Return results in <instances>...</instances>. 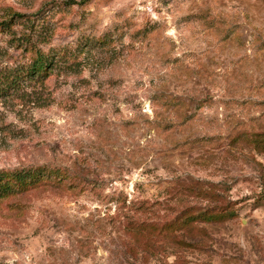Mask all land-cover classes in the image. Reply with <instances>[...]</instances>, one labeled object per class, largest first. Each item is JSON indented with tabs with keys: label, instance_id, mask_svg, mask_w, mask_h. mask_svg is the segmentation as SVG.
<instances>
[{
	"label": "rangeland",
	"instance_id": "rangeland-1",
	"mask_svg": "<svg viewBox=\"0 0 264 264\" xmlns=\"http://www.w3.org/2000/svg\"><path fill=\"white\" fill-rule=\"evenodd\" d=\"M41 54L0 171L69 179L0 200V264H264V0H0V82Z\"/></svg>",
	"mask_w": 264,
	"mask_h": 264
},
{
	"label": "trees",
	"instance_id": "trees-1",
	"mask_svg": "<svg viewBox=\"0 0 264 264\" xmlns=\"http://www.w3.org/2000/svg\"><path fill=\"white\" fill-rule=\"evenodd\" d=\"M45 41L44 39L43 42ZM55 57L58 58V61L62 59L59 55L55 54H41L33 62V65L29 66L26 73L20 71L17 76H8L7 79L0 82V95L7 94L4 91L5 89L10 90L15 88L19 84L20 79L27 78L31 81H40L47 73L50 65L55 62ZM251 142L260 148H264V139H260V135H257ZM68 177V174L61 169L46 167L0 171V200L17 197L44 187L64 188L66 180L69 179ZM234 216L233 212L207 210L185 217L180 226L183 227L194 223H223L232 220Z\"/></svg>",
	"mask_w": 264,
	"mask_h": 264
}]
</instances>
